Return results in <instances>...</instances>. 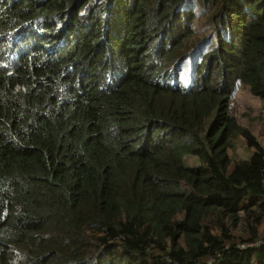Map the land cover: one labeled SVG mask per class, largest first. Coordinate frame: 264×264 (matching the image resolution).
Listing matches in <instances>:
<instances>
[{
	"label": "trees",
	"instance_id": "obj_1",
	"mask_svg": "<svg viewBox=\"0 0 264 264\" xmlns=\"http://www.w3.org/2000/svg\"><path fill=\"white\" fill-rule=\"evenodd\" d=\"M243 88L264 0H0V264H264Z\"/></svg>",
	"mask_w": 264,
	"mask_h": 264
},
{
	"label": "rangeland",
	"instance_id": "obj_2",
	"mask_svg": "<svg viewBox=\"0 0 264 264\" xmlns=\"http://www.w3.org/2000/svg\"><path fill=\"white\" fill-rule=\"evenodd\" d=\"M233 114L239 124L249 129L257 137L258 141L264 145V111L262 110L261 101L243 88L233 101ZM249 151L246 141L242 137H237L229 149V154L233 160H239L249 154ZM243 200L238 198L226 204L227 207L234 209Z\"/></svg>",
	"mask_w": 264,
	"mask_h": 264
}]
</instances>
